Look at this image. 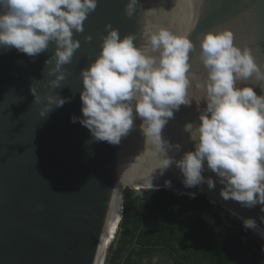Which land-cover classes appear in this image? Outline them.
Listing matches in <instances>:
<instances>
[{
    "label": "water",
    "instance_id": "water-1",
    "mask_svg": "<svg viewBox=\"0 0 264 264\" xmlns=\"http://www.w3.org/2000/svg\"><path fill=\"white\" fill-rule=\"evenodd\" d=\"M125 3L98 0L84 32L74 33L81 47L63 66L62 86L54 89L70 99L45 117L39 116L41 105L34 103L30 88L34 84L39 100L47 95L45 60L52 48L34 58L15 48L0 50V264H100L117 223L119 227L126 188L201 194L212 204L252 218L264 233V205L226 201L219 183L211 190L206 184L187 188L175 164L163 175L157 169L151 181L156 188H151L149 173L157 160L139 119L118 145L92 141L89 130L70 119L81 115L80 71L98 52L105 25L121 35L134 33L137 44L161 27L181 32L192 26L189 38L197 48L190 53L191 70L202 76L198 39L208 30L229 28L234 43L247 47L256 63L264 64V0H138L131 18L124 13ZM248 83L262 94L264 82L253 77ZM198 116L195 102L181 105L162 130L165 140L180 145L168 152L176 160L193 149L183 125L198 123ZM202 175L215 180L210 170ZM165 181L170 186L165 187Z\"/></svg>",
    "mask_w": 264,
    "mask_h": 264
},
{
    "label": "clouds",
    "instance_id": "clouds-1",
    "mask_svg": "<svg viewBox=\"0 0 264 264\" xmlns=\"http://www.w3.org/2000/svg\"><path fill=\"white\" fill-rule=\"evenodd\" d=\"M98 0H0V50L15 48L36 57L52 48L45 60L48 93L39 100L34 84L30 91L38 114L45 117L70 98L54 92L65 81L63 66L72 62L81 47L74 33L84 32V22ZM138 0H126L124 13L131 18ZM99 50L80 71L81 115L71 116L86 127L92 141L118 145L141 121L139 127L149 149L156 155L152 174L175 164L187 188L206 184L223 187L220 196L244 207L264 205V88L257 94L250 78L264 82V64H257L247 47L234 43L229 28L208 30L198 39L197 58L203 75L191 70L190 53L197 45L189 38L192 26L181 32L161 27L135 43L136 35H121L105 25ZM91 40V35L85 36ZM195 102L198 123L187 122L183 130L193 149L179 160L168 154L179 150L162 137V130L181 105ZM203 102V107H201ZM210 170L215 174L205 177ZM165 181V187L170 186ZM157 190V189H155ZM188 194V193H186ZM191 196L197 194L189 193ZM254 229L252 218L243 219Z\"/></svg>",
    "mask_w": 264,
    "mask_h": 264
},
{
    "label": "trees",
    "instance_id": "trees-1",
    "mask_svg": "<svg viewBox=\"0 0 264 264\" xmlns=\"http://www.w3.org/2000/svg\"><path fill=\"white\" fill-rule=\"evenodd\" d=\"M143 202V206H139ZM179 204L177 212L168 211ZM218 204L210 203L204 195L197 194L192 200L186 195L176 196L172 189H133L126 188L122 202L123 227L121 241L113 252L109 264H120L127 241L136 236V243L140 244L139 251H132L126 256L122 264H143L145 253L154 250L156 245L170 247L175 253L173 263L167 264H264V249L261 242L247 238L243 240L242 231L230 226L222 216L215 215V226L210 227L201 214L207 210H221ZM191 212L184 220H174L173 215ZM227 220V210H222ZM149 221L159 218L154 228H141ZM174 227L178 233V245L169 244L171 234L168 229ZM171 235V236H170ZM173 238H177L174 235ZM142 245H146L142 246ZM154 245V246H147ZM190 250V252L187 250ZM138 256L131 259V255ZM145 264H152L147 261Z\"/></svg>",
    "mask_w": 264,
    "mask_h": 264
},
{
    "label": "flooded vegetation",
    "instance_id": "flooded-vegetation-1",
    "mask_svg": "<svg viewBox=\"0 0 264 264\" xmlns=\"http://www.w3.org/2000/svg\"><path fill=\"white\" fill-rule=\"evenodd\" d=\"M173 193L176 195V196H180V195H186L187 197V200H192L193 198H195V196H191L189 194H182V193H178L177 191L173 190ZM139 206H143V202L141 204H139ZM179 204L177 205H174L172 206L171 208L168 209V211L170 213H173V212H177L179 210ZM191 212H186V213H183V214H179V215H173V219L174 220H184L188 215H190ZM202 218H204L207 222V224L210 226V227H214L215 226V219L213 221V224H211L204 216L203 214H201ZM140 220V223H141V228L143 227V220L142 218L139 219ZM121 222H122V216H121V219H120V223H119V227H118V231L117 233H115L113 239L111 240L112 242V245L109 249V256H108V262L107 264H109V260L111 259L112 255H113V252L116 250L117 246H118V241L120 240L121 241V237H122V232H123V227H121ZM159 222V218H156L155 220H151L149 221V224L143 228H154L155 227V223H158ZM172 228V231L171 229H168V233L173 235L171 236V239L169 240V244L173 245H178L179 242H178V233H176L173 229L174 227H171ZM174 235H176L177 238H173ZM115 239V240H114ZM136 236L134 235L132 237V239H130V241H127V243L125 244V247H124V250L122 251L123 253V256L120 260V264L124 262L126 256L132 251H139V246H141L140 244L136 243ZM243 240H246V238L243 237ZM111 244V243H110ZM142 246H145L146 245H142ZM147 246H154V245H147ZM156 248L154 250H151L147 253L144 254L143 258H142V261H143V264H145L147 261H150L152 264H167V263H173V255L172 253L174 254L175 252L171 250L170 247H167V249L164 250V246L162 244H158L155 246ZM187 250L190 252V250L187 248ZM133 258H136V261H138V256H135L134 254L131 255V259Z\"/></svg>",
    "mask_w": 264,
    "mask_h": 264
},
{
    "label": "rangeland",
    "instance_id": "rangeland-1",
    "mask_svg": "<svg viewBox=\"0 0 264 264\" xmlns=\"http://www.w3.org/2000/svg\"><path fill=\"white\" fill-rule=\"evenodd\" d=\"M221 208H222L221 210H215V211L207 210V211H204L202 214L211 224H213V221L215 219L214 214H218L219 216H222L224 220H226L230 226H235L237 230L242 231V237L246 239L250 238V239L261 242V244L263 245V249H264V241L259 237V235L255 232V230L245 227L243 224V219L238 217L232 210H228L227 208H224V207H221ZM223 209L227 210L230 213L229 217L231 216L230 218L232 219L227 220L224 213L222 212ZM119 220H120V217H119ZM108 256H109V251H108V255H107V258L104 264H107Z\"/></svg>",
    "mask_w": 264,
    "mask_h": 264
},
{
    "label": "bare ground",
    "instance_id": "bare-ground-1",
    "mask_svg": "<svg viewBox=\"0 0 264 264\" xmlns=\"http://www.w3.org/2000/svg\"><path fill=\"white\" fill-rule=\"evenodd\" d=\"M153 187L154 188H156V186H154L153 185ZM192 193V192H191ZM228 209V208H227ZM231 210V209H230ZM233 211V210H232ZM238 217H240L241 219H247V218H242L241 216H239V214H237L235 211H233ZM118 222H119V216H118ZM117 229H118V223H117V227H116V230H115V232H114V234H113V237H114V235H115V233L117 232ZM252 229V228H251ZM253 230H255V232L259 235V237L264 241V233L258 228V227H255ZM257 235V236H258ZM113 237H112V239H113ZM111 239V240H112ZM110 243H111V241H110ZM110 243H109V245H108V247H107V249H106V251H105V253H104V255H103V257H102V259H101V261H100V264H103V260H104V258H105V254L107 253V250H108V248H109V246H110Z\"/></svg>",
    "mask_w": 264,
    "mask_h": 264
}]
</instances>
